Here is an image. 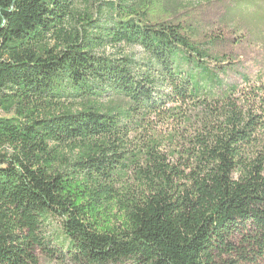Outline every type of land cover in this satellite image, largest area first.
I'll return each mask as SVG.
<instances>
[{
	"label": "trees",
	"instance_id": "1",
	"mask_svg": "<svg viewBox=\"0 0 264 264\" xmlns=\"http://www.w3.org/2000/svg\"><path fill=\"white\" fill-rule=\"evenodd\" d=\"M93 1L0 0V264H264L240 0ZM117 44L146 58L95 53Z\"/></svg>",
	"mask_w": 264,
	"mask_h": 264
},
{
	"label": "rangeland",
	"instance_id": "2",
	"mask_svg": "<svg viewBox=\"0 0 264 264\" xmlns=\"http://www.w3.org/2000/svg\"><path fill=\"white\" fill-rule=\"evenodd\" d=\"M204 1L206 0H171L172 3H170L172 6H176L189 3L199 4ZM74 5L76 10L79 11L89 8L91 11H93L95 18L99 17V15L96 16L95 14L96 8L95 2L93 0H75ZM228 19L231 20L229 26L230 28L239 25L241 22H245L249 26L251 30V39L247 44V65L249 71L252 72V82L264 81V0H240L236 7L230 10ZM50 44H54V41H51ZM95 53L109 56H132L135 60H143L146 58V54L141 47L128 46L125 44L107 45L103 48L96 49ZM98 102L102 105H108L110 102V97L106 96L100 99ZM64 104L73 108V110H77L78 108L76 103L71 104L69 101H67L64 102ZM45 110V107H41L39 112L44 113ZM13 116H15L14 110L9 113L0 110V117L9 118ZM2 151L3 150H0V152ZM44 232L47 237L61 236V227L59 222L57 220H53L51 225L46 229V231L44 230ZM34 255L38 259L37 264H62L56 259H46L39 249L35 251Z\"/></svg>",
	"mask_w": 264,
	"mask_h": 264
}]
</instances>
